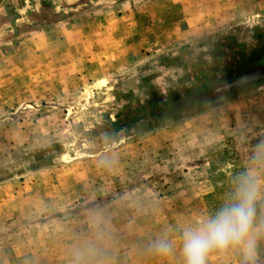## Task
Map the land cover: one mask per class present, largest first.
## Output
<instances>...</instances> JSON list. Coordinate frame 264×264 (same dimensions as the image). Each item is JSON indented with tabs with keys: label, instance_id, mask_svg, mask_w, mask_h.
<instances>
[{
	"label": "rangeland",
	"instance_id": "rangeland-1",
	"mask_svg": "<svg viewBox=\"0 0 264 264\" xmlns=\"http://www.w3.org/2000/svg\"><path fill=\"white\" fill-rule=\"evenodd\" d=\"M252 24L264 0H0V264H183L185 224L245 174L264 186V86L180 111L193 81L172 56ZM128 36L158 45L121 49ZM176 89L171 116L114 127ZM166 232L171 255L152 247ZM208 264L246 261L229 249ZM247 264H264V235Z\"/></svg>",
	"mask_w": 264,
	"mask_h": 264
},
{
	"label": "clouds",
	"instance_id": "clouds-1",
	"mask_svg": "<svg viewBox=\"0 0 264 264\" xmlns=\"http://www.w3.org/2000/svg\"><path fill=\"white\" fill-rule=\"evenodd\" d=\"M262 198L264 186L247 174L241 176L214 212L180 229L183 264H208L211 253L229 249H239L246 264L251 261L258 239L264 235L256 227L257 202ZM152 247L171 255L176 251V241L166 232Z\"/></svg>",
	"mask_w": 264,
	"mask_h": 264
},
{
	"label": "water",
	"instance_id": "water-1",
	"mask_svg": "<svg viewBox=\"0 0 264 264\" xmlns=\"http://www.w3.org/2000/svg\"><path fill=\"white\" fill-rule=\"evenodd\" d=\"M199 46L201 47V51L196 55L188 53L187 51L183 50L172 56L174 62H182L181 63V65L183 66L182 68H184L187 75L191 74L189 70V66H191L194 62H199L201 65H210L213 63H217V61L219 62V59L226 54L235 56L234 53L235 50L239 51L244 57H247L249 54H254L255 52H257V54L264 53V24L246 25L245 27H243L242 31L239 34H234L231 32L225 33L224 35L213 38L207 43L201 42L199 43ZM244 69L245 66L243 65L236 71V73H240ZM262 73H264V71H262ZM257 84L258 85L252 87L251 90L264 86V80H262ZM184 88L186 87H183L180 90H183ZM178 90L179 89L170 90L167 93V95H163V94L159 95L156 98H154L153 101L151 102L135 105V107H133L131 110V112H133V117L130 120H132L133 122L130 124L129 123L130 120L123 121L118 123L114 127L116 129H119L120 131L121 130L124 131L131 128V126H134L137 133L142 129L143 122L148 121L150 119L156 120L159 119V117L163 118L164 116H168L170 112L164 111L162 107L165 101L164 99L170 95L175 94ZM237 93L238 91H235L229 95L217 96V98L226 97V96H227L226 98L228 97L234 98L238 95ZM213 95L215 94L202 93L200 95H195L191 99H185L184 102L178 104L177 107L180 111H184L185 109L184 107L187 106L186 104H188L190 101L191 103H198L199 104L198 112H203L210 107L212 108L216 106L215 104L216 99H214ZM203 103L206 106H203L202 105ZM144 114L149 117L148 118L145 117V119L141 121L139 119L140 118L139 116ZM183 115L184 114H182L180 118L175 116L176 118L173 117L171 118V120L177 121L179 119H183L185 118ZM169 116H171V114ZM127 137L129 138V136Z\"/></svg>",
	"mask_w": 264,
	"mask_h": 264
},
{
	"label": "flooded vegetation",
	"instance_id": "flooded-vegetation-1",
	"mask_svg": "<svg viewBox=\"0 0 264 264\" xmlns=\"http://www.w3.org/2000/svg\"><path fill=\"white\" fill-rule=\"evenodd\" d=\"M235 56L226 54L219 59V62L210 65H201L199 62H194L189 66L191 80L193 84L179 91L178 98H191L202 93L215 94V97L220 95H229L232 92H241L243 89L253 84L255 81L264 80V53L255 52L244 57L239 51H234ZM245 69L236 73L241 67ZM180 95L182 97H180ZM176 97L173 95L165 98L163 108L169 103H172ZM177 98V99H178ZM209 100V99H208ZM199 107V104L196 105ZM133 121L130 120V124ZM128 123V124H129Z\"/></svg>",
	"mask_w": 264,
	"mask_h": 264
},
{
	"label": "crops",
	"instance_id": "crops-1",
	"mask_svg": "<svg viewBox=\"0 0 264 264\" xmlns=\"http://www.w3.org/2000/svg\"><path fill=\"white\" fill-rule=\"evenodd\" d=\"M143 17H148L146 15H143ZM199 18V17H198ZM198 18L197 20L192 16V15H189L187 16L186 18V24H187V31L189 30H192V27L195 26V23H193V20L196 22H198ZM132 20H135V15L133 17H131ZM121 21H119V24H120ZM130 25V26H129ZM123 24L120 29L121 30H124L125 33H134L135 30H136V24L134 23V21L131 23V24ZM153 27H155L154 24H151V23H148L147 22V25L143 26V30L146 31V33H150L152 32L154 29ZM151 35V34H150ZM129 38H125L126 41H124L123 43H121V49H124L127 48L128 50L132 49V48H136L137 46L139 47V49H152V44H155V45H158V43L155 41V42H152V41H149L147 39H140V40H135L134 37H130L128 36ZM165 40L164 41H168L166 40V37L164 38ZM159 44H162V43H159ZM121 49H119V51H121Z\"/></svg>",
	"mask_w": 264,
	"mask_h": 264
}]
</instances>
